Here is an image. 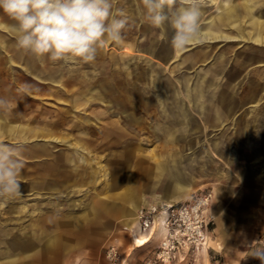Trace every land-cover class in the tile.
Wrapping results in <instances>:
<instances>
[{
	"label": "crops",
	"instance_id": "0c3cea01",
	"mask_svg": "<svg viewBox=\"0 0 264 264\" xmlns=\"http://www.w3.org/2000/svg\"><path fill=\"white\" fill-rule=\"evenodd\" d=\"M132 1L134 4L124 8V0H112L114 13L119 15L123 11L128 18L123 40L105 43L98 49L95 61L87 64L79 60L53 62L47 57L24 53L16 46L10 29L12 22L0 14V101H3L0 113L6 117L0 116V137L24 143L20 147L24 161L20 176L23 194L7 202L0 201V264H44L37 263L39 254L47 255L48 251L52 255H69L78 240L89 233L86 218L69 213L60 215L55 200H42L44 196L39 191L54 190L59 185H70L72 191H80V186L86 184L85 192L89 183L92 187L99 183L106 190L117 188L127 178L118 175L119 171L122 168L127 171L131 158L139 151L141 128L171 145H163L158 155L171 156V160L155 162L153 176L158 180L147 187L150 197L169 201L184 198L193 189L194 181L173 146L185 139L182 132L187 127L199 129L228 119L244 99V96L236 98L232 90L240 82L244 68L250 67L246 72L249 86L260 92L259 95L250 92L246 99L260 100L264 90V0H210L215 12L207 16L203 7L202 32L218 36L193 45L190 53L185 52L189 47L183 52L174 51L160 30L145 20L142 0ZM218 41L242 42L245 51L231 52L234 49L230 45L217 50ZM229 52L234 56L232 59ZM229 61L228 69L234 73L230 80L221 83L219 74L227 73ZM203 64L207 67L203 68ZM238 87L245 89L242 83ZM9 88L14 91H7ZM15 91H39V100L52 99L56 103L55 106L53 102L42 103L28 111V106H15ZM251 106L253 113L257 104ZM238 121L243 123L244 136L235 142L243 145L241 153L245 159H258L261 149L264 150V136L254 135L252 128H264V116L254 113L249 119ZM86 137L107 140L109 144L121 143V149L117 150L121 160L108 171V166L97 160L100 155ZM210 143L216 147L217 140L211 139ZM152 150L146 149L150 154ZM39 158L47 162L43 170H39ZM26 162L33 164L28 166ZM257 167L260 168L245 164L241 174L251 176ZM123 197L129 202L123 228L131 235L138 227L136 210L150 199L137 198L132 190ZM217 228H224L219 220ZM263 235L264 221L248 235L236 231L216 234L210 247L174 264H260L251 253L258 248L257 241ZM138 236L134 233L133 239ZM55 241L58 248L47 246ZM138 253L135 250L125 258L120 252L122 261L118 264H140ZM102 258L106 261L104 252ZM54 260H47L46 264H54Z\"/></svg>",
	"mask_w": 264,
	"mask_h": 264
},
{
	"label": "rangeland",
	"instance_id": "374dc122",
	"mask_svg": "<svg viewBox=\"0 0 264 264\" xmlns=\"http://www.w3.org/2000/svg\"><path fill=\"white\" fill-rule=\"evenodd\" d=\"M205 2L211 3L210 0H205ZM132 4H134L132 0H124V8L130 7ZM208 4L204 5L206 9L205 15L207 16L215 12L214 6ZM142 37L140 36V39ZM241 44L242 42L238 41H218L216 42V49L229 47L230 45V48L234 49L231 52H238L241 49L245 51L246 46H242ZM193 50L194 48L190 46L185 52L190 53ZM231 52L228 54L232 59L234 56ZM202 67L205 68L207 65L203 64ZM226 67L227 69L230 68V61ZM249 71L250 67L244 68L243 74L240 75V82H237L232 89L236 98L244 96V99L242 104H239L231 112L227 120L212 126L203 125L199 129L187 127L186 131L182 132L185 139L173 144L174 150H178L180 153H177V156L180 158L181 165L187 167V175L193 178L194 181L193 189L180 200L188 199L191 195L198 193L205 194L209 200L208 208L212 212L214 219L209 228L210 233L207 248L212 245L211 240L214 239L216 234L220 235L236 231L248 235L253 232V228L259 227L262 221H264V150L261 149L262 154L258 159L247 160L241 153L243 145L235 142L244 136L243 123L238 121V119H249L254 113H258V115L262 113L264 116V90L261 91L259 101H247L246 99V95L250 92H255L258 95L260 93L257 89L254 90V88L249 86V82L247 81V73ZM233 73V69H228L225 75L219 74L220 78L222 77L221 83L225 79L230 80ZM18 82L22 83V85L25 83L22 80ZM240 83L245 87L244 90L238 87ZM7 91H14V89L9 88ZM15 92L16 94L13 98L15 106H23L24 108L28 106V111L34 107L39 108L41 103L52 105L50 102H53L54 106V103H56L52 99L42 98L39 100V91ZM253 104H257V106L256 110L251 113V105ZM57 106L62 107L63 105L57 104ZM0 116L5 117L4 113H0ZM90 130L88 128L90 134H93V131ZM252 132L254 135L262 133L264 136V128H252ZM138 137L140 138L139 151L131 158V164L128 166L129 169L124 171V168H122L119 171L118 175L122 174L127 178L117 188L106 190L100 188L99 183L95 187H92L91 183H89L85 192L86 184L80 186V191H72V186L70 185H59L54 190L39 191L40 196H44L42 200H55V204L57 203V207L59 208L58 212L61 211L60 215L69 213V215L74 217H85L89 233L86 234V238L78 240L75 249L70 251L69 255H52L48 251L47 255L44 253L39 254L37 263L42 261L46 264L47 260H52L53 258L55 259L54 264H107L106 257V261L102 258V252L105 253L107 245L113 243L118 252L116 264L122 261L120 252L123 251L124 257L129 258L130 253L135 250H138V254L141 257L138 258V261L140 264H144L145 258L150 254V249L156 246L158 234H154L155 236H152L143 245L135 246L133 244L131 235L127 233L128 229L123 228L128 219L126 212L129 207L128 199L124 198L123 195L128 190H132L137 198L146 197L150 199V203L160 200H153L147 187L150 182L158 180L157 176H153L156 160L170 161L172 157H158L164 147H171V145H165L160 138H156L149 131H146L145 128H141L138 131ZM86 138L89 144L93 146V150L100 155V158H97V160L105 163L108 166V171L115 167L118 160H121L120 152L117 151L121 149V143L109 144L106 142L107 140L103 141L95 137ZM211 139L217 140L216 147L211 146ZM0 142L19 145L20 147L24 145L23 142L10 137H0ZM57 147L63 149L64 145H58ZM147 148H152L153 154L148 153L146 151ZM26 164L31 166L33 163L26 162ZM245 164H252V166L259 165L260 168L257 167L255 174L244 177L241 174V167ZM46 165V160L39 158V170H43ZM202 171L206 173L202 174ZM145 205L147 204H143L139 208ZM218 220L221 222V228L224 227L222 230L217 228ZM57 242H51L47 246L49 248H58L59 243Z\"/></svg>",
	"mask_w": 264,
	"mask_h": 264
},
{
	"label": "clouds",
	"instance_id": "9594fccd",
	"mask_svg": "<svg viewBox=\"0 0 264 264\" xmlns=\"http://www.w3.org/2000/svg\"><path fill=\"white\" fill-rule=\"evenodd\" d=\"M204 3L142 0L143 16L160 30L174 51L183 52L202 42ZM0 14L12 22L10 29L19 50L53 62L93 63L105 43L122 42L128 26L123 11L114 13L112 0H0ZM23 168L20 146L0 142V201L23 194ZM251 255L264 264V248L254 249Z\"/></svg>",
	"mask_w": 264,
	"mask_h": 264
},
{
	"label": "built area",
	"instance_id": "2783aa9c",
	"mask_svg": "<svg viewBox=\"0 0 264 264\" xmlns=\"http://www.w3.org/2000/svg\"><path fill=\"white\" fill-rule=\"evenodd\" d=\"M208 204V197L198 193L185 200H157L140 207L137 211L138 227L131 233L132 239L134 233H150L155 223L162 228L156 246L150 249L144 264L182 262L189 254L208 246L209 228L214 219ZM257 247L264 248V235L259 237ZM105 257L107 264H116L118 252L113 243L105 248Z\"/></svg>",
	"mask_w": 264,
	"mask_h": 264
},
{
	"label": "bare ground",
	"instance_id": "6f19581e",
	"mask_svg": "<svg viewBox=\"0 0 264 264\" xmlns=\"http://www.w3.org/2000/svg\"><path fill=\"white\" fill-rule=\"evenodd\" d=\"M232 1V0H231ZM212 2H213V0H212ZM211 2V3H212ZM216 2V1H215ZM249 3V2H248ZM250 4V3H249ZM118 5H120V4H118ZM251 5V4H250ZM236 6V5H235ZM247 6H248V4H247ZM122 8V7H121ZM248 8H250V7H248ZM131 9H133V8H131ZM116 11V10H115ZM249 11H250V9H249ZM253 15V14H252ZM221 17V16H220ZM222 17H224V16H222ZM216 18V17H215ZM246 18V17H245ZM252 18V17H251ZM217 19V18H216ZM230 19V18H229ZM240 19V18H239ZM210 20H211V18H210ZM214 20V19H213ZM226 20V19H225ZM241 20V19H240ZM204 21V20H203ZM214 21H216V20H214ZM224 21V20H223ZM229 21H231V20H229ZM234 22V21H233ZM229 24V23H228ZM209 26V25H208ZM229 30V29H228ZM261 30V29H260ZM225 31H227V30H225ZM218 35H213L211 32H208V31H204V32H202V41H206V40H210V39H212V37L214 38V37H217ZM221 37H224L225 39H228V37L229 36H226V35H220ZM237 38V37H236ZM233 39V38H232ZM244 40V39H243ZM202 43V42H201ZM255 48V47H254ZM14 64V63H13ZM17 69V68H16ZM12 72V71H11ZM8 79V78H7ZM16 85V84H15ZM14 86V85H13ZM20 88V87H19ZM23 90H24V88H23ZM223 102V101H222ZM227 103V102H226ZM42 104V103H41ZM14 107V106H13ZM2 126V125H1ZM12 126V125H11ZM13 129V128H12ZM6 130V129H5ZM262 138V137H261ZM250 152V151H249ZM77 153V152H76ZM103 164V163H102ZM157 200V199H156ZM160 200H164V199H160ZM164 201H169V200H164ZM150 203V201L149 202H147L146 204H149ZM137 211V210H136ZM162 228H161V226H159V224L158 223H155L154 224V226L152 227V229H151V231H150V233H147V234H139V236H138V238H134L133 239V241H134V244H137L138 246H140V244L142 245V244H144L146 241H148V239H150L152 236H155L154 234H158V233H160V230H161ZM207 246H205L204 248H206Z\"/></svg>",
	"mask_w": 264,
	"mask_h": 264
}]
</instances>
